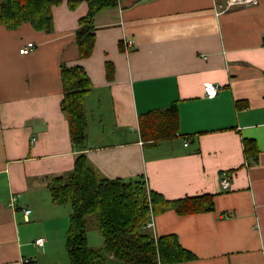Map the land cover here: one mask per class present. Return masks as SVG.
<instances>
[{"label": "crops", "instance_id": "crops-1", "mask_svg": "<svg viewBox=\"0 0 264 264\" xmlns=\"http://www.w3.org/2000/svg\"><path fill=\"white\" fill-rule=\"evenodd\" d=\"M229 1L120 0L95 16L85 59L76 44L85 2L54 7L51 33L0 25V264H71V208L53 204L49 184L68 179L81 154L101 176L143 179L169 201L213 197L212 211L154 216L156 237L175 235L195 256L179 264H264V0ZM62 65L82 66L93 83L85 148L62 110ZM207 84L220 87L216 97ZM173 105L177 137L143 139L140 117Z\"/></svg>", "mask_w": 264, "mask_h": 264}, {"label": "trees", "instance_id": "trees-1", "mask_svg": "<svg viewBox=\"0 0 264 264\" xmlns=\"http://www.w3.org/2000/svg\"><path fill=\"white\" fill-rule=\"evenodd\" d=\"M67 1L71 10L85 2L89 10L79 21L76 35L79 58L92 55L96 42L95 16L116 7L120 0H0V25L17 30L30 24L35 30H54L53 8ZM64 86L62 110L70 127L72 143L85 148L88 138L86 98L93 83L82 66L61 67ZM142 138L159 142L177 137L178 114L175 105L163 111H151L139 119ZM247 159L251 148L245 145ZM257 161V158L255 159ZM52 202L70 206V226L66 251L71 264H107L110 256L122 264H179L195 260L177 236L156 237L148 224L151 217L167 210L179 215L214 210L213 197L203 195L169 201L150 190L143 179L127 182L101 176L81 154L68 179L54 178L49 184ZM95 225L103 238L100 248L91 246L89 225Z\"/></svg>", "mask_w": 264, "mask_h": 264}, {"label": "built area", "instance_id": "built-area-1", "mask_svg": "<svg viewBox=\"0 0 264 264\" xmlns=\"http://www.w3.org/2000/svg\"><path fill=\"white\" fill-rule=\"evenodd\" d=\"M257 3V0H230L225 9L231 7V6H235V5H252V4H256ZM127 49L129 47H132L134 45V41L133 40H128V41H124ZM36 46L35 44L33 43H29L27 46L23 47L21 50H20V53L22 55H27L29 54L33 49H35ZM220 90V87L219 86H214V85H211V84H207L205 85V92H206V96L209 97V98H214L217 96L218 92ZM186 145H188V143H186ZM230 178L228 177V174H223V177H222V180H221V185H222V188L224 190H227L229 187H230ZM16 201V198L13 199L11 205L14 206V202ZM24 213H25V217H26V220L28 221L29 220V216L31 214V210L30 209H23ZM154 216L152 215L151 217V221L150 223L148 224V227L153 229L154 228ZM43 239H39L37 240V245L39 246H42L43 245ZM26 263L29 262V260H26L25 261Z\"/></svg>", "mask_w": 264, "mask_h": 264}, {"label": "rangeland", "instance_id": "rangeland-1", "mask_svg": "<svg viewBox=\"0 0 264 264\" xmlns=\"http://www.w3.org/2000/svg\"><path fill=\"white\" fill-rule=\"evenodd\" d=\"M66 207L70 208L69 206H66ZM88 237H89L91 246H93L94 248H97L100 246V240L102 241V236L100 235V233L97 230V228L95 227V225H92V224L89 225ZM66 257H67L66 258L67 261L69 262L70 260H69L68 254ZM109 258H112V257L108 256V261H109ZM112 259H113V261H118V260H115L114 258H112ZM107 264H111V262H109V263L107 262Z\"/></svg>", "mask_w": 264, "mask_h": 264}]
</instances>
